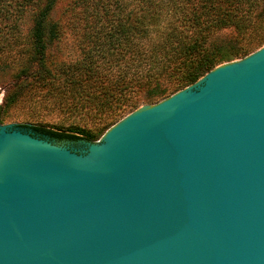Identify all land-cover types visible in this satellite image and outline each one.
<instances>
[{
	"label": "water",
	"instance_id": "obj_1",
	"mask_svg": "<svg viewBox=\"0 0 264 264\" xmlns=\"http://www.w3.org/2000/svg\"><path fill=\"white\" fill-rule=\"evenodd\" d=\"M76 142L0 124V264H264V45Z\"/></svg>",
	"mask_w": 264,
	"mask_h": 264
},
{
	"label": "trees",
	"instance_id": "obj_2",
	"mask_svg": "<svg viewBox=\"0 0 264 264\" xmlns=\"http://www.w3.org/2000/svg\"><path fill=\"white\" fill-rule=\"evenodd\" d=\"M58 3L0 0V73L31 51L41 71L24 84L48 86L71 115L93 124L27 127L56 141L93 142L139 106L264 45V0H73L56 19ZM65 26L79 36L78 54L51 63L48 50Z\"/></svg>",
	"mask_w": 264,
	"mask_h": 264
},
{
	"label": "rangeland",
	"instance_id": "obj_3",
	"mask_svg": "<svg viewBox=\"0 0 264 264\" xmlns=\"http://www.w3.org/2000/svg\"><path fill=\"white\" fill-rule=\"evenodd\" d=\"M72 1L73 0H59L52 17L64 19L66 11L69 9V5H71ZM28 29L29 24L25 21L22 25V36L25 41H27ZM78 38L79 36L73 28L65 26L63 28V33L59 36V42L51 45L49 48L48 60L53 63L57 60H66L78 54ZM47 67L51 66L48 65ZM39 70L41 71L39 65L33 60L31 51H27L18 61L12 64L8 70L4 73H0V124H11L20 129L36 126L51 130L62 129L71 124H86V127L92 126L90 129L94 130L90 120L71 115L68 110L61 105L57 96L50 94L48 86L39 84L34 87V85L29 86L24 84L26 79L24 77H28V75H32V72H37ZM21 79H23L22 82ZM19 84L22 87L18 88ZM26 86L27 89L25 88ZM107 130H105V132ZM104 133L93 142H100ZM77 135L82 136L80 134ZM55 143L69 149L79 145L82 146L80 142L63 141Z\"/></svg>",
	"mask_w": 264,
	"mask_h": 264
},
{
	"label": "flooded vegetation",
	"instance_id": "obj_4",
	"mask_svg": "<svg viewBox=\"0 0 264 264\" xmlns=\"http://www.w3.org/2000/svg\"><path fill=\"white\" fill-rule=\"evenodd\" d=\"M21 129H23V131H25V132L30 133L32 136H35V137H38V138H46V139H48L50 141L58 142V143L59 142H63V141H56V140H53V139H51V138H49V137H47V136H45L43 134L36 133L35 131H33L32 129L27 128V127H24V128H21Z\"/></svg>",
	"mask_w": 264,
	"mask_h": 264
}]
</instances>
